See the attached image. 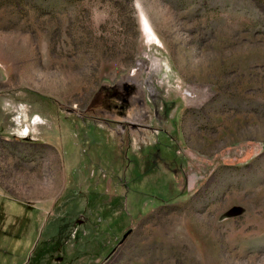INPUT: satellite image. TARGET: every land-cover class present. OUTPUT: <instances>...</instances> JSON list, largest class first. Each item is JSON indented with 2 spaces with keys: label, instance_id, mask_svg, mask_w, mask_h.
Instances as JSON below:
<instances>
[{
  "label": "rangeland",
  "instance_id": "1",
  "mask_svg": "<svg viewBox=\"0 0 264 264\" xmlns=\"http://www.w3.org/2000/svg\"><path fill=\"white\" fill-rule=\"evenodd\" d=\"M47 180L14 264H264V0H0V198Z\"/></svg>",
  "mask_w": 264,
  "mask_h": 264
},
{
  "label": "crops",
  "instance_id": "2",
  "mask_svg": "<svg viewBox=\"0 0 264 264\" xmlns=\"http://www.w3.org/2000/svg\"><path fill=\"white\" fill-rule=\"evenodd\" d=\"M58 162H60V160H58ZM57 167H60V164L57 165ZM57 182V180H47L46 184L39 192L32 194V199L36 200L39 204L31 205L27 202H20L18 198H16L17 201H9L7 198L3 201L2 198H0V264H14L13 260L17 258L16 251L18 250L16 247H13V245H10L12 239L16 238V235H13L16 233L14 227L20 225L23 221H27L30 215L32 218L39 219L40 223H42L44 219H47L45 221L47 226L55 227V225H60L61 219L65 220L70 209L71 211L75 209L74 203L77 199L74 190L70 188L71 190L69 189L68 193H66L65 184ZM60 182L64 181L61 179ZM63 203L68 205L66 211L63 212L65 217H62L61 211ZM44 236L45 234L42 235V247L40 246V249L37 250L35 254V256H38L41 260L35 264H45V257L47 255L51 257V255L54 254V250L56 248L58 250L60 246V234L58 232L55 235L54 232L50 233L48 231L47 240ZM25 261L26 260L21 261L20 264H24ZM27 264H29V262H27Z\"/></svg>",
  "mask_w": 264,
  "mask_h": 264
},
{
  "label": "flooded vegetation",
  "instance_id": "3",
  "mask_svg": "<svg viewBox=\"0 0 264 264\" xmlns=\"http://www.w3.org/2000/svg\"><path fill=\"white\" fill-rule=\"evenodd\" d=\"M133 126V128H135V125H132Z\"/></svg>",
  "mask_w": 264,
  "mask_h": 264
}]
</instances>
